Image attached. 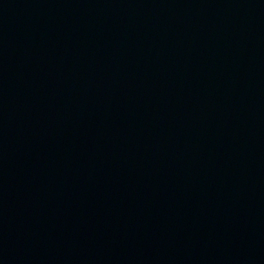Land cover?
Segmentation results:
<instances>
[{"label": "water", "instance_id": "1", "mask_svg": "<svg viewBox=\"0 0 264 264\" xmlns=\"http://www.w3.org/2000/svg\"><path fill=\"white\" fill-rule=\"evenodd\" d=\"M0 264H264V0H0Z\"/></svg>", "mask_w": 264, "mask_h": 264}]
</instances>
